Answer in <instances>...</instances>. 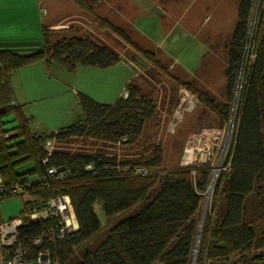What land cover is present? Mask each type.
Segmentation results:
<instances>
[{
  "label": "trees",
  "instance_id": "16d2710c",
  "mask_svg": "<svg viewBox=\"0 0 264 264\" xmlns=\"http://www.w3.org/2000/svg\"><path fill=\"white\" fill-rule=\"evenodd\" d=\"M72 1L81 8L91 9L88 0ZM254 1L238 2L237 21L227 52L228 97H231L242 67L247 23ZM45 28L42 30L41 51L29 55L0 52V121L12 115V121L16 122L12 128L18 131V135L10 140L0 138V175L6 186L0 199L15 197L11 190L17 184L26 193V196L18 195L23 198V209L16 216L23 218V225L19 227L23 241L44 236L53 227L54 220L49 217L30 221L27 201L66 193L71 199L78 229L56 240L53 245L49 244L56 251L58 264H191L199 229V211L211 178L210 166L188 165L166 173L158 190L150 195L154 177L135 174L134 164L128 167L101 157L59 152L48 156L46 164L42 163L47 157L43 148L47 138L65 142L87 135L111 142L131 143L139 135L144 119L153 111L150 102L139 96L138 87L127 83L126 94L113 105L79 94L82 117L77 122L48 135L33 133L29 118L12 100L8 77L13 70L41 59L55 61L68 70L77 65L106 68L120 62L118 53L89 38L64 37L49 46ZM111 28L137 52L164 69L149 50L123 34L121 27L111 25ZM242 81L235 133L226 161L229 169L221 170L215 181L195 264H264L262 254H253L264 249V112L261 105L264 48L248 55ZM179 85L192 90L190 83L180 82ZM199 99L213 113H221L205 95ZM29 162L33 163L30 169L16 171L17 166ZM160 163V155H157L140 167L148 173L150 167H159ZM63 165L69 169L66 179L45 188L39 181L45 169ZM87 165H92L91 169H86ZM31 176L36 179L31 181ZM97 202H101L106 217L118 215L137 204L140 206L117 220L94 246L80 249L100 230V221L94 211Z\"/></svg>",
  "mask_w": 264,
  "mask_h": 264
},
{
  "label": "rangeland",
  "instance_id": "374dc122",
  "mask_svg": "<svg viewBox=\"0 0 264 264\" xmlns=\"http://www.w3.org/2000/svg\"><path fill=\"white\" fill-rule=\"evenodd\" d=\"M121 1L88 0L91 5L89 10L77 6L72 0H59L62 13L57 14L53 11L54 7L51 8L49 19L52 20L53 25L50 24L48 25L50 28H45L48 32L49 46H53L64 37L89 38L118 53L120 62L106 68L77 65L75 69L68 70L62 66L63 76L53 75V78H58L59 82L63 83L57 84V90L50 97H36L37 99H33L29 106L38 108L47 105L55 95L68 92L61 99L54 100V105L49 106L57 109H61L62 106L73 108L75 96L69 93L72 88L96 102L110 104L109 100L118 98V93L126 94L125 80L134 75L128 83L138 87L139 96L150 102L153 111L144 119L139 135L131 143L111 142L101 137L86 135L60 142L55 151L76 156L101 157L110 163H124L128 167L132 164L136 167L143 166L144 163L160 155L159 167H150L144 176L154 177L150 195L158 190L166 173L188 165L210 166L211 178L199 211V229L191 261V264H195L201 243L202 227L210 211L214 184L220 171L224 170L235 133L239 98L235 99L234 87L231 97H228L225 76L230 35L211 36L203 31L200 37L207 44L208 50L201 55V45L193 33L185 31L179 23L171 24L168 20L165 22L166 26H163L160 14L156 11L148 10L146 15L141 14L132 27H121L126 19H133L136 12L130 0H126V3ZM49 5L51 6L50 3ZM111 25L121 27L123 34L132 42L149 50L167 71L149 61L117 36ZM247 29L242 68L235 80V82L239 80V85L243 82V71L248 55L264 48V0L254 1ZM143 34L150 40H145ZM180 82L190 83L192 90L179 85ZM105 86L111 90L109 95L104 89ZM102 92L105 96L101 97L103 101H100L98 99ZM202 95H205L206 100L214 102L221 115L213 113L210 107L200 101L199 96ZM77 99L79 100V97ZM261 105L264 112V93H262ZM75 106L76 113L69 123H47L35 116L30 118V130L37 134L48 135L54 130L77 122L80 117L79 111L81 113L82 109L80 102ZM12 119L13 116L9 114L4 119L5 122L2 121L6 127H14L16 122ZM31 166H33L31 162L24 163L17 170L23 172ZM214 177V183L209 191ZM139 206L140 204H137L118 215L106 217L101 202L95 203L94 211L100 221V230L84 242L80 249L94 246L117 220L137 210ZM22 209L23 198L20 196L0 199V218L3 220L20 215ZM257 253L264 257V249L253 252V254Z\"/></svg>",
  "mask_w": 264,
  "mask_h": 264
},
{
  "label": "crops",
  "instance_id": "0c3cea01",
  "mask_svg": "<svg viewBox=\"0 0 264 264\" xmlns=\"http://www.w3.org/2000/svg\"><path fill=\"white\" fill-rule=\"evenodd\" d=\"M58 1L0 0V52L8 51L18 55H29L41 51L43 49L42 30L52 24V20L49 19L51 8L54 7L53 11L57 14L62 13ZM121 2L126 3V0ZM238 2L239 0H138L137 2L130 0V4L136 11L135 16L133 19H126L121 27H132L141 14L146 15L148 10L156 11L160 14V21L163 26H166L165 22L168 20L171 24L179 23L185 31L193 33L201 45L202 51L200 53L203 55L208 50L207 44L200 37L203 31L211 36L231 35L237 21ZM116 5L118 4L116 3ZM42 10L45 11V15H42ZM201 29L202 31H200ZM142 37L145 40H150L145 34ZM53 75H56L55 77L63 76V67L55 61L47 62L45 59L15 69L9 74L8 81L12 100L29 120L36 116L47 123L67 124L72 121L71 119L76 113L75 105L79 104L77 99L79 92L73 88L69 91L75 96L73 108L62 106L61 109H57V107L49 106L54 105V100L61 99L68 92L55 95L52 101L47 102V105H41L38 108L29 106L33 99H37L36 97H50L57 90V84L63 83L62 81L59 82L58 78H53ZM133 76L125 80V84ZM104 89L108 91L109 95L111 90H108L107 86ZM104 96L105 93L102 92L98 100L103 101L101 99ZM120 96L121 93H118L117 97ZM118 98L109 100L110 105H113ZM79 114L80 119L82 112L79 111ZM56 131L54 130V132ZM18 168L20 166L16 167V171L20 172L17 170ZM30 179L32 181L36 178L31 176Z\"/></svg>",
  "mask_w": 264,
  "mask_h": 264
},
{
  "label": "built area",
  "instance_id": "2783aa9c",
  "mask_svg": "<svg viewBox=\"0 0 264 264\" xmlns=\"http://www.w3.org/2000/svg\"><path fill=\"white\" fill-rule=\"evenodd\" d=\"M42 15L45 11L42 10ZM242 68V67H241ZM235 82V99L240 98L242 87ZM240 86V88L238 87ZM237 100V105H238ZM14 104V103H12ZM18 135L16 128L6 127L0 121V138L10 140ZM60 142L56 138H47L43 143L46 156L42 163H47V158L56 152ZM92 165H87L86 169H91ZM229 169V164L225 165L224 170ZM69 173V169L62 167H47L45 173L39 179L45 188H51L55 184L63 182ZM134 173L137 175L147 174L143 167H136ZM6 190L3 178L0 175V193ZM26 196L20 185H15L11 190L12 196ZM25 194V195H24ZM28 199V198H26ZM27 218L34 222L49 217H53V227L44 236H38L24 242L20 236L19 227L23 225L22 217H13L8 220L0 221V264H58L56 251L49 245L56 243V240L64 238L68 233L78 229V222L74 213L71 199L66 193L51 194L46 198L29 199L26 205Z\"/></svg>",
  "mask_w": 264,
  "mask_h": 264
},
{
  "label": "bare ground",
  "instance_id": "6f19581e",
  "mask_svg": "<svg viewBox=\"0 0 264 264\" xmlns=\"http://www.w3.org/2000/svg\"><path fill=\"white\" fill-rule=\"evenodd\" d=\"M214 180H215V177L213 178V180H212V182H211V185H210L209 191L211 190V187H212V185H213Z\"/></svg>",
  "mask_w": 264,
  "mask_h": 264
}]
</instances>
